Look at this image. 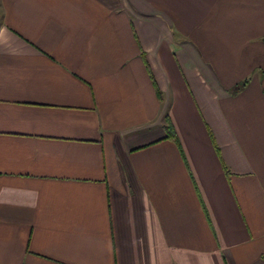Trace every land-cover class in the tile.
Instances as JSON below:
<instances>
[{"label":"crops","instance_id":"obj_1","mask_svg":"<svg viewBox=\"0 0 264 264\" xmlns=\"http://www.w3.org/2000/svg\"><path fill=\"white\" fill-rule=\"evenodd\" d=\"M0 264H264V0H0Z\"/></svg>","mask_w":264,"mask_h":264},{"label":"trees","instance_id":"obj_2","mask_svg":"<svg viewBox=\"0 0 264 264\" xmlns=\"http://www.w3.org/2000/svg\"><path fill=\"white\" fill-rule=\"evenodd\" d=\"M165 131H166V138L173 141L175 143V145L179 148L180 152L183 154L182 148H181V144H180V140L179 137L176 133V130L170 120V117L168 114H166L165 116V125H164ZM227 173L230 174V172L226 169Z\"/></svg>","mask_w":264,"mask_h":264},{"label":"rangeland","instance_id":"obj_3","mask_svg":"<svg viewBox=\"0 0 264 264\" xmlns=\"http://www.w3.org/2000/svg\"><path fill=\"white\" fill-rule=\"evenodd\" d=\"M196 94H197V93H196ZM197 98H198L199 102L201 103V109H202L203 111H205V110L207 109V105H208V104L205 102L204 99H201V98L199 97V95H197ZM204 113L207 115L206 111H205ZM207 116H208V115H207ZM212 132H213V136L216 135L215 132H214V130H213ZM218 146H219V145H218ZM219 147L222 149V153L224 152V153H226V154H230V153H229V147H228V146L223 145V146H219Z\"/></svg>","mask_w":264,"mask_h":264}]
</instances>
